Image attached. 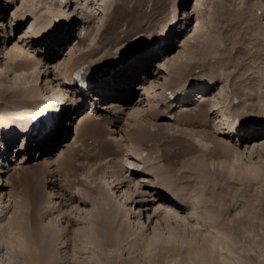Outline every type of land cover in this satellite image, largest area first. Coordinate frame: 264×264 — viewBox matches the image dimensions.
Wrapping results in <instances>:
<instances>
[{"label":"rangeland","instance_id":"1","mask_svg":"<svg viewBox=\"0 0 264 264\" xmlns=\"http://www.w3.org/2000/svg\"><path fill=\"white\" fill-rule=\"evenodd\" d=\"M195 1L0 0V50L20 53L15 66L0 59V264H264V0ZM31 24L40 39H28ZM81 68L94 86L84 95L73 81ZM202 100L208 120L182 123V107L194 113ZM88 110L100 121L98 137L75 133ZM45 112L58 128L44 138L48 123L29 137V160L20 164L43 169L34 208L12 183L25 154L14 150ZM157 127L194 153L164 162L170 139L159 147L141 136V146L129 135ZM102 142L111 154L87 164L83 155L99 153ZM133 152L157 156L148 167L172 176L186 198L181 209L156 200L163 177L137 171ZM70 161L83 185L66 181ZM211 164L222 167L218 174ZM93 186L105 188V203Z\"/></svg>","mask_w":264,"mask_h":264},{"label":"bare ground","instance_id":"2","mask_svg":"<svg viewBox=\"0 0 264 264\" xmlns=\"http://www.w3.org/2000/svg\"><path fill=\"white\" fill-rule=\"evenodd\" d=\"M59 1H62V0H59ZM177 2V1H176ZM176 2H175V4H176ZM204 2V0H197V1H195V4H196V6L198 7L199 5H201L202 3ZM61 4H63L62 2H61ZM122 7V6H121ZM134 8H131L130 10H128L127 11V13L128 14H131V17L132 18H135L137 15H138V10H137V6H133ZM138 8H139V6H138ZM119 11V10H118ZM122 12V11H121ZM121 12H119V17H121ZM117 14V13H116ZM123 17V16H122ZM12 18H13V21H18V19H20L19 18V16H12ZM173 19H176V15H174V17H173ZM172 19V20H173ZM136 20H138V19H136ZM195 20V19H194ZM193 22V21H192ZM25 23V22H24ZM198 25H199V23H197L196 21H194L193 22V25H192V29L195 31L196 29H198L197 27H198ZM17 26V25H16ZM58 29H60V30H64V29H66V25L63 27V24H62V26L60 27V28H58ZM40 30V29H39ZM54 30V29H53ZM84 30H85V28H84ZM84 30H81L82 32L84 31ZM193 30H191V31H193ZM26 34H28V39L30 38L31 39V41H33V40H38V39H40L42 36H43V31L41 32V31H38V30H36L35 28H33V26H32V24L31 25H29L28 27H27V29H26ZM86 31V30H85ZM193 31V32H194ZM46 36V35H45ZM48 36V35H47ZM20 39H21V37H19ZM46 38V37H45ZM44 38V39H45ZM4 39V41H5V37L3 38ZM20 39L18 40L19 41V43H21L22 42V40L20 41ZM24 39V38H23ZM5 42H3V44H4ZM18 48V47H17ZM17 48H12L10 51H6L5 53H3V52H1V50H0V59L2 58H7V57H9V62H10V64L9 65H11V66H15L16 64H17V58H18V56L20 57V53H18V52H16L17 51ZM6 50V49H5ZM161 65V64H160ZM9 68V67H8ZM174 68H176V67H174ZM180 71L178 70V69H173V74H175V76H177V79H180L181 77H182V74H180L179 73ZM208 80V79H207ZM199 84L200 85H204L205 84V80L204 79H200L199 81ZM91 84V83H90ZM177 88H178V86H176ZM91 89H92V87H91ZM178 91H179V89H177ZM182 93V92H181ZM212 93V92H211ZM82 95H84L83 93H81ZM171 94V93H170ZM184 94V96L186 95V96H189V98L191 97V95L190 94H186V93H183ZM213 94V93H212ZM172 96V95H171ZM199 97V96H198ZM188 98V99H189ZM202 98V97H201ZM213 98V97H212ZM166 99V98H165ZM201 100V99H200ZM163 101H165V100H162V102ZM168 101V100H167ZM172 101V100H171ZM209 101V100H208ZM211 102V101H210ZM165 104V103H164ZM209 104V103H208ZM93 105V104H92ZM192 105V104H191ZM198 106V109L194 112V113H186L187 112V110L185 109V107L186 106H183L182 108V110L180 111V114H182L180 117H179V120H181V122L183 123H186V122H195V121H197V122H205V121H207L208 120V111L207 110H205L204 109V103H203V100L202 101H200L199 102V104L197 105ZM209 106V105H208ZM215 106H218V104H216ZM214 106V107H215ZM192 107V106H191ZM213 107V108H214ZM220 107V106H219ZM94 108V107H93ZM179 108H180V106H179ZM187 109H189V108H187ZM191 109V108H190ZM206 109H207V107H206ZM54 114H56L55 112H54ZM55 117V116H54ZM94 118H97V116H96V114L93 112V111H90V110H88L87 112L85 111L83 114H79L78 116H77V119H78V122H77V124H76V128H75V133H78V131H81L82 130V132H87V133H90L91 135L93 134V135H95V136H97L98 135V133H99V129H100V127H99V123H100V121H97L96 119H94ZM56 120H57V118H55V120H54V122L53 123H51L52 124V126L54 125L55 127H56ZM227 121H228V125H229V130H233V131H237V125H235L234 124V119L233 118H230V116L227 118ZM243 122V121H242ZM241 122V123H242ZM196 123V122H195ZM239 123V122H238ZM27 124H29V126H27V128L26 129H28L29 128V130H25L24 129V132H25V135L28 137V139H25L24 138V142H23V145H22V147L25 145V147H27V145H29V137H32V136H34V137H37L38 136V133H39V131H38V129L39 128H37L36 129V131H35V135H33L32 134V132L34 131V129L36 128L35 127V125H34V123H27ZM50 124V125H51ZM196 124H198V123H196ZM243 125V124H242ZM242 125H239V127L238 128H240ZM49 128L51 127V126H48ZM54 127V129H53V131L54 130H56L57 128H58V126L55 128ZM243 128V127H242ZM51 130V129H50ZM143 130V129H142ZM27 131V132H26ZM142 132H143V134H142ZM141 132V130H138V131H133V132H131L129 135H130V137H132V138H134V139H136L137 140V143L139 144L140 142H141V146H142V141H140L141 139H140V137L142 136H144L145 138H144V140H147V139H151V140H153L156 144H158V143H163V141L166 143L167 141H165V139L166 138H168V140L170 139V141H169V143H170V145L169 146H167L168 145V143H167V148H168V150L161 156L162 158H161V160L162 161H164V162H169L171 159L173 160V159H179V158H181L182 156H185V155H187V154H189V153H194V148L191 146V145H189V144H187V143H185V141H182V140H180L179 138H177V137H175V138H172V137H174V136H170V138H169V136L167 137V136H165V134L163 133V129L162 128H160V127H157V129H156V131H154V134H150L149 135V133H148V131H145V130H143ZM144 132H146L147 133V135L145 136L144 134ZM52 132H50L49 130H45L44 129V131H43V135H42V137L44 136V138H45V136H48V135H50ZM150 133H153V132H151L150 131ZM215 134V133H214ZM40 136H41V133L39 134ZM128 135V136H129ZM98 137V136H97ZM129 137V138H130ZM165 138V139H164ZM131 139V138H130ZM143 140V141H144ZM213 139H211V141H212ZM37 141V140H36ZM40 141V142H39ZM39 141H37V142H39V143H37L36 144V147H38V148H41L40 147V145H42L43 146V143H42V141L41 140H39ZM76 141V140H75ZM145 142V141H144ZM215 142L216 141H214L213 140V144H215ZM103 143V142H102ZM101 143V144H102ZM136 143V144H137ZM146 143V142H145ZM164 144V143H163ZM163 144L162 145H159V147L160 146H163ZM72 145V144H71ZM103 146V147H102ZM102 146H101V150H99V153H97V154H94V155H91V156H89L88 154H85V155H83V157H82V155H80V157H82V159H84V160H86L87 161V164H89V163H93V165L95 166V162L97 161L98 162V160L100 159V158H104V157H106V156H108L109 154H111L110 153V151H111V149L107 146V145H104V143L102 144ZM218 146V145H217ZM70 147V146H69ZM157 147V146H156ZM27 149V148H26ZM36 149V148H35ZM69 149H71L72 150V148H69ZM164 149V148H163ZM166 149V148H165ZM20 150L22 151V149L20 148ZM63 150V149H62ZM161 150V149H160ZM59 152H61V151H59ZM62 152H64V151H62ZM158 152H159V150H158ZM158 152L156 153V154H158ZM70 153V152H69ZM78 152H75L74 150H73V153L71 154V161H73L72 159H74L75 158V156L77 157L78 156V154H77ZM2 154V152L0 153V156H2L1 155ZM211 154V153H210ZM62 155V154H61ZM64 155H66V158H67V153H65ZM64 155H62L63 157H64ZM213 155V154H212ZM58 156H60V154H58ZM62 156H61V158H62ZM68 156H70V155H68ZM133 156L135 157V158H137L139 161H141V163H139V165H136L135 166V168H136V170L137 171H141V172H147V174L148 173H151V174H153L154 173V175H155V173L158 175V176H156V178L158 177V179H159V175H162V181L161 182H158V183H156V187H157V189H158V192L159 193H161V194H158V196H156V200L157 201H159V202H161V203H163L164 205H167V206H171V207H173V208H175V209H181V204L182 203H184V201L186 200V198H184V197H182V196H179L180 194H179V191H176L175 189H174V187H176V185H175V181L174 180H172L173 178H172V176H171V178L170 177H168V176H165V175H163L162 173L164 172V171H161V172H158L157 170V172H153V168H149L148 167V165H151L153 162H155V161H158V159H156L157 158V156H155L154 155V157H150V158H146V157H142L140 154H138V153H136V152H133ZM216 156V157H215ZM27 157V155H25V154H23L22 156H19L18 157V159H19V163H18V165H20V164H22V165H24L25 163H27V161L29 160L28 158H26ZM211 157H215V158H220V157H224V158H226L225 156H221L220 154H215L214 153V155L213 156H211ZM57 159H59V157L57 158ZM151 159H152V163L151 164H148L149 163V161H151ZM63 160V159H62ZM61 160V161H62ZM92 160V161H91ZM231 160V159H230ZM57 161H59L60 162V160H57ZM68 160L66 159V162H67ZM70 161V163H72ZM225 161H226V163H228L230 166L232 165V163H231V161H229V162H227V159H225ZM223 162V161H222ZM44 163V162H43ZM42 163V164H43ZM60 163H62V162H60ZM67 163H69V161L67 162ZM125 164H127L128 166L130 165L129 163H126L125 162ZM225 164V163H224ZM228 164H226V165H228ZM69 165V164H68ZM71 165V164H70ZM74 165V163H72V166ZM97 165V164H96ZM168 165V164H167ZM44 166V165H43ZM169 166V165H168ZM216 166L217 165H215V167H214V165H210V168H211V171H212V174H218V170L220 169V168H222L221 166H219V167H217L216 168ZM91 167H93L92 165H91ZM161 167H162V165H161ZM40 168H41V166H40ZM40 168H37V169H32V170H29V171H26V170H24L23 171V168L21 167V165H20V167L18 166V168H17V170L15 171V173L12 175V177H11V180H12V183H13V185L16 187V188H19L21 185L22 186H24V189L27 191V193H28V196L30 197V199H31V202H32V205L34 206V208H37V206L39 207V204H40V202H41V199H42V194H41V186L40 185H42L41 184V176H42V174H43V172H42V168L40 169ZM155 168V167H154ZM163 168V167H162ZM170 168V167H169ZM169 168H167L166 166H165V169H169ZM97 169H98V167H97ZM97 169L95 168L94 169V171L92 172V174L91 175H95L96 173H97ZM173 169V168H172ZM237 169V168H236ZM241 169V168H240ZM244 169L245 168H243L242 167V172H244ZM77 170H79V167H77L76 165H74L73 167H71L70 168V170H69V172L71 173V176H68V180H66L67 182H71V184H78V185H83V183L79 180V178L77 177V174H76V171ZM163 170V169H162ZM222 170V169H221ZM245 170H247V169H245ZM68 171V170H67ZM165 171H167V170H165ZM247 171H249L250 172V170H247ZM59 173V172H58ZM164 173H166V172H164ZM251 173H252V169H251ZM221 174V173H220ZM60 176H64V175H62L61 173H60ZM69 177H71V178H73V179H75L73 182L71 181V180H69ZM65 178V179H66ZM43 180V179H42ZM116 181H119V180H116ZM160 181V180H159ZM43 182V181H42ZM84 182V181H83ZM0 183H1V180H0ZM6 183V182H5ZM69 183H67V185H68ZM70 184V185H71ZM108 184V183H107ZM91 185H94V183H91L90 184V186ZM95 186V185H94ZM93 186V187H94ZM68 187V186H67ZM84 187H86V186H84ZM86 188H89V187H86ZM95 188V187H94ZM108 190H110L111 188H114V187H112L111 186V184L109 185V186H107L106 187ZM94 190V194H95V196H99L100 197V199L102 200V201H104V203L107 201V197H105L106 196V194H105V188H103V187H101V186H97L95 189H93ZM1 193H0V204H2V198H1ZM93 197V196H92ZM219 197V196H218ZM87 198H88V195H84V194H82V195H80V196H77L76 197V201H77V203L78 204H85V202L87 201ZM219 200H220V197L218 198ZM94 201V200H93ZM4 202V201H3ZM102 203V202H101ZM103 204V203H102ZM104 205V204H103ZM221 207V206H220ZM206 212V211H205ZM33 216V215H32Z\"/></svg>","mask_w":264,"mask_h":264}]
</instances>
